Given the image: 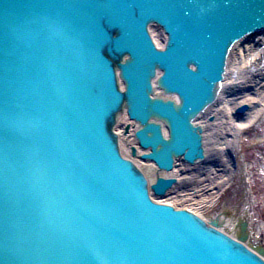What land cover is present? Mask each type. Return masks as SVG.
<instances>
[{
    "label": "water",
    "instance_id": "1",
    "mask_svg": "<svg viewBox=\"0 0 264 264\" xmlns=\"http://www.w3.org/2000/svg\"><path fill=\"white\" fill-rule=\"evenodd\" d=\"M263 26L264 0H0V264H264L153 200L174 179L150 185L115 129L124 111L138 121L141 157L161 169L203 157L192 119L232 41Z\"/></svg>",
    "mask_w": 264,
    "mask_h": 264
},
{
    "label": "bare ground",
    "instance_id": "2",
    "mask_svg": "<svg viewBox=\"0 0 264 264\" xmlns=\"http://www.w3.org/2000/svg\"><path fill=\"white\" fill-rule=\"evenodd\" d=\"M153 27H156L157 32ZM150 29L156 43L164 47L166 33L163 28L152 23ZM222 74V83L216 97L192 119L196 126H203L202 131L199 130L203 134V157L197 156L194 161H189L184 155H178L174 157L173 168L161 169L155 161L141 157L142 153L150 151V147H143L139 143L136 135L140 126L138 121L124 111L115 129L119 133L122 153L145 171L150 185L159 176L174 179L163 193L157 194L151 188L153 200L194 211L264 258V245L256 242L264 229V221L257 224V230H251L247 225L243 231L244 220L239 218L240 231H237L234 230L235 220L220 215L213 221L202 210L204 201L218 195L231 181L234 174L235 140L240 131L250 126L264 109V26L246 31L232 41ZM162 94L179 101L178 94ZM245 104L248 108L238 112V108ZM127 125L129 129L126 131ZM162 126L165 137H169L166 123L162 122ZM260 137L263 139L264 136ZM244 232L247 237L242 239ZM260 247L263 249L260 250Z\"/></svg>",
    "mask_w": 264,
    "mask_h": 264
},
{
    "label": "rangeland",
    "instance_id": "3",
    "mask_svg": "<svg viewBox=\"0 0 264 264\" xmlns=\"http://www.w3.org/2000/svg\"><path fill=\"white\" fill-rule=\"evenodd\" d=\"M153 28L155 31L156 27ZM157 41L161 43L160 38ZM260 136H264V109L235 140L231 181L218 195L205 200L202 207L213 221L220 215L235 220L237 231H240L239 218L247 221L251 230H257V224L264 221V137ZM256 242L264 245V229Z\"/></svg>",
    "mask_w": 264,
    "mask_h": 264
}]
</instances>
